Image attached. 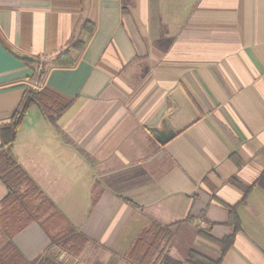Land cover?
<instances>
[{
	"label": "crops",
	"instance_id": "0c3cea01",
	"mask_svg": "<svg viewBox=\"0 0 264 264\" xmlns=\"http://www.w3.org/2000/svg\"><path fill=\"white\" fill-rule=\"evenodd\" d=\"M42 89L71 104L8 150L54 207L12 237L27 261L132 264L154 223L180 264L231 234L220 264H264V0H0V129Z\"/></svg>",
	"mask_w": 264,
	"mask_h": 264
},
{
	"label": "trees",
	"instance_id": "16d2710c",
	"mask_svg": "<svg viewBox=\"0 0 264 264\" xmlns=\"http://www.w3.org/2000/svg\"><path fill=\"white\" fill-rule=\"evenodd\" d=\"M65 54L66 52L37 58L41 63V71L38 76L42 75L45 65L59 63V58ZM33 104H37L49 120H54L70 106L71 102L48 89L28 92L15 111L11 122L0 129V180L7 189L6 195L0 201V224L7 238V242L0 248V264H32L16 248L12 237L31 221L43 223L47 230H50L52 226L49 221L54 210L53 205L8 153L27 111ZM237 228L238 226L235 225V229ZM171 232L169 227L154 223L142 230L128 253L131 263L143 264L138 258L150 260L154 257L155 260L159 258L162 264H180L164 252L163 245L170 241ZM209 239L212 240L210 237ZM232 241L233 234L217 242L221 248V256L217 261H211L194 252H190L188 260L192 264H220L222 256L231 246ZM41 264H52V262L45 261Z\"/></svg>",
	"mask_w": 264,
	"mask_h": 264
},
{
	"label": "water",
	"instance_id": "95a60500",
	"mask_svg": "<svg viewBox=\"0 0 264 264\" xmlns=\"http://www.w3.org/2000/svg\"><path fill=\"white\" fill-rule=\"evenodd\" d=\"M154 133H156V131L155 130H152Z\"/></svg>",
	"mask_w": 264,
	"mask_h": 264
}]
</instances>
